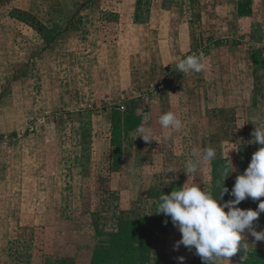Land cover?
<instances>
[{"label": "rangeland", "instance_id": "1", "mask_svg": "<svg viewBox=\"0 0 264 264\" xmlns=\"http://www.w3.org/2000/svg\"><path fill=\"white\" fill-rule=\"evenodd\" d=\"M181 4L0 0V264H91L98 249L125 264H171V250L176 260L190 257L194 248L177 247L170 217L155 213L159 197L187 182L218 199L225 165L234 168L224 179L229 191L247 168L260 147L250 143L254 128L264 127V49L255 48L264 38L198 52L206 80H191L190 124L162 139L167 130L149 106L172 65L159 78L142 76L157 66L151 26ZM140 127L152 141L136 137ZM207 147L215 158L187 175V162ZM260 200L237 207L256 210ZM253 228L264 230V212ZM242 236L264 245L248 230Z\"/></svg>", "mask_w": 264, "mask_h": 264}, {"label": "crops", "instance_id": "2", "mask_svg": "<svg viewBox=\"0 0 264 264\" xmlns=\"http://www.w3.org/2000/svg\"><path fill=\"white\" fill-rule=\"evenodd\" d=\"M158 1L160 2L163 0ZM176 1H179L180 5H182L181 1L182 3L184 2L186 7L182 9L180 6H171V9L168 6V10H163L160 13L161 15H165L166 21H164V18L161 24L152 25L149 31V33H157L156 40H151V44L154 46V57L156 58H153L154 60L151 59V62H156L157 64L155 72L147 74L146 77L139 73L140 69L136 70V73L142 76V82L148 78H159L161 75L164 76L167 74L166 71L168 68L166 67L171 64L173 74L168 78L166 77V84L164 85V89L161 90L162 92L159 93L156 98V105H154V103L149 106V108L158 112L157 122L159 116L162 115L160 111H164L163 113L172 111L181 121L184 120L188 122L189 125L192 110L189 101L190 98L188 96V99H186V96L189 95L188 92H192V88H194L191 87V80L198 79L200 86H204L206 76L204 70L200 73H181L176 68L177 63L188 55H200L198 52L202 51L206 46H210L211 43L209 48L217 44L219 48L217 47L218 49L216 48V50L221 52L224 47L229 50L233 45L242 44V39L251 40L258 37L264 38V0ZM182 16L184 17L181 18ZM6 26L7 25H4L0 28L3 29ZM221 41L224 42L221 44ZM3 46H5L4 42L0 47ZM192 48L197 49V51L191 50ZM248 50H252L251 55L253 57H258L255 49L249 48ZM222 57L233 58L232 56ZM217 59V62H219V58ZM214 77H219L220 79L223 77L221 79L223 80L226 78V75L224 76V72H217ZM201 80L202 83L200 82ZM151 119L153 120V116ZM157 124H159V122ZM206 127L207 126H205V129ZM169 131H171L172 134L173 130H167L166 133ZM166 133L162 139H165ZM188 135L190 136V130ZM182 136H184V134ZM171 137H173L171 139H177L176 136L172 135ZM256 247L257 246L248 244L247 253L238 252L233 257L229 258V262L225 260L222 261L221 264H264V245L259 248ZM116 250L118 256L124 252L123 248ZM97 251V253L92 255L93 261L91 260V264H94L96 257L100 256L103 257L104 264H125L124 262H120V260H110L111 254L107 249H98ZM171 251L167 253V256L170 257L169 263L171 264H204L201 258L196 254L195 249L190 252L189 258L186 257L188 253L185 252L183 258L178 260H176V255L172 256V253L176 252ZM134 263L138 264V261L135 260Z\"/></svg>", "mask_w": 264, "mask_h": 264}, {"label": "clouds", "instance_id": "3", "mask_svg": "<svg viewBox=\"0 0 264 264\" xmlns=\"http://www.w3.org/2000/svg\"><path fill=\"white\" fill-rule=\"evenodd\" d=\"M203 61L202 53L188 55L177 63L176 68L181 73H200L206 68ZM158 122L165 130H180L183 127L182 121L172 111L160 115ZM137 131L141 135L136 137H142L146 142L153 140L150 130L140 127ZM166 135L170 136L171 131ZM252 136L250 143L259 144L260 147L252 154L243 173L237 175L231 191L224 186V179L234 171L229 161L222 172L223 184L218 199L197 184L188 186L187 182L170 194L162 193L159 197L155 213L170 217L172 224L178 228L181 238L177 247L182 244L189 249L194 248L204 264L229 262V258L238 252L247 253L249 243L242 236L245 230L250 232L255 241H264V230L256 231L253 228L254 221L264 212V200H260L264 197V127L255 126ZM192 155L196 157L197 153L194 151ZM215 156L212 147L203 149L196 159L187 162L184 172L187 175L197 173L202 165L210 163ZM172 171L169 169L168 173ZM224 194L234 199L219 203ZM246 198L260 200L256 210L237 207Z\"/></svg>", "mask_w": 264, "mask_h": 264}, {"label": "built area", "instance_id": "4", "mask_svg": "<svg viewBox=\"0 0 264 264\" xmlns=\"http://www.w3.org/2000/svg\"><path fill=\"white\" fill-rule=\"evenodd\" d=\"M260 44V43H259ZM259 44H257V46L255 47L257 50H259V49H264V45H259Z\"/></svg>", "mask_w": 264, "mask_h": 264}]
</instances>
